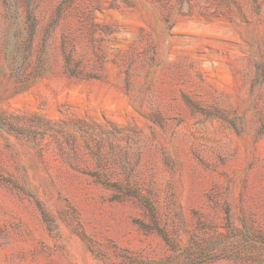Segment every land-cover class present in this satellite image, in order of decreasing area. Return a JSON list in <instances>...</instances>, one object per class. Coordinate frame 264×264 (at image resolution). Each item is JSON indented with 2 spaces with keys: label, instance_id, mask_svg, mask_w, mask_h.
<instances>
[{
  "label": "rangeland",
  "instance_id": "obj_1",
  "mask_svg": "<svg viewBox=\"0 0 264 264\" xmlns=\"http://www.w3.org/2000/svg\"><path fill=\"white\" fill-rule=\"evenodd\" d=\"M0 264H264V0H0Z\"/></svg>",
  "mask_w": 264,
  "mask_h": 264
}]
</instances>
